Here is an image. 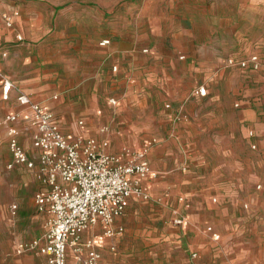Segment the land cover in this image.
Returning <instances> with one entry per match:
<instances>
[{
    "label": "crops",
    "instance_id": "0c3cea01",
    "mask_svg": "<svg viewBox=\"0 0 264 264\" xmlns=\"http://www.w3.org/2000/svg\"><path fill=\"white\" fill-rule=\"evenodd\" d=\"M254 53L264 61V0H0V70L15 83L5 98L0 78V146L10 151L15 125L29 157L39 159L32 110L18 101L19 89L52 110L70 140L105 138L111 152L149 146L156 175L142 185L151 198L130 197L132 218L124 212L115 220L122 233L105 235L101 222L83 233L96 235L102 264H122L120 240L134 225L146 250L165 245L166 264H264V65L227 62ZM207 68L216 75L198 94ZM207 105L225 111L217 134L201 122ZM181 106L186 116L177 118ZM9 113L18 120L4 121ZM10 154L8 170L36 181L35 200L49 188L38 162L9 167ZM10 208L16 219L19 203ZM175 208L186 215L181 224ZM39 212L47 215L43 233L49 214ZM25 253L13 262L47 264L45 255Z\"/></svg>",
    "mask_w": 264,
    "mask_h": 264
},
{
    "label": "built area",
    "instance_id": "2783aa9c",
    "mask_svg": "<svg viewBox=\"0 0 264 264\" xmlns=\"http://www.w3.org/2000/svg\"><path fill=\"white\" fill-rule=\"evenodd\" d=\"M6 19L11 24V17L6 15ZM106 42L109 39L102 41ZM227 62L228 65L253 69L264 65L256 53L237 60L230 57ZM0 78L3 80V96L7 98L15 83L1 70ZM195 92L206 94V85H199ZM17 99L32 110V124L36 126L33 145L40 150V154L38 161L30 158L19 141L20 128L11 125L8 128V144L13 160L8 166L25 163L35 167L38 162L42 181L49 188L46 192H37L35 202L38 210L46 211L49 217L45 231L29 240L19 241L16 252L41 253L46 256L47 264H102L103 253L96 244V235L83 239V233L98 222L105 225L104 234L107 236L122 233L124 225L115 224V220L125 212L130 197L138 195L151 198V194L142 185L143 178L156 175L147 158L149 146H123L120 151L111 152L106 149L109 141L105 138L100 140L90 136L70 140L62 131L54 112L42 102L33 100L21 89ZM110 101L117 103L114 97ZM182 109V106L179 107L177 118L186 116ZM18 118V113H9L4 121H17ZM107 129L104 126L101 130ZM257 187L261 188L262 184L258 183ZM173 211L176 224L186 220V215L177 208ZM206 229L211 231L213 237L218 236L211 225ZM192 255L196 256L197 252Z\"/></svg>",
    "mask_w": 264,
    "mask_h": 264
},
{
    "label": "rangeland",
    "instance_id": "374dc122",
    "mask_svg": "<svg viewBox=\"0 0 264 264\" xmlns=\"http://www.w3.org/2000/svg\"><path fill=\"white\" fill-rule=\"evenodd\" d=\"M216 70L212 72L208 68L202 69V78L198 84L210 83L212 77L216 75ZM234 108L236 109L237 106L234 105ZM203 113L201 122L203 126L206 125L210 129L211 135L217 134L216 129L225 127L223 120L226 114L224 110L214 111L207 105L203 109ZM236 117L234 116L233 119ZM10 159L11 154L5 143L4 147L0 146V264H15L13 259L19 254L14 250V243L18 239H29L40 235L47 217V215L40 213L35 205L36 181L28 171H24L22 175H15L12 172L13 169L8 170L7 162ZM14 202H18L20 208L16 219L10 217V205ZM131 212V208L127 207L123 216L131 217L133 214ZM138 214L140 215L139 221L146 222V213L139 212ZM130 224L132 225L129 227L133 226V223ZM135 227L138 228V225H134V229L124 232L121 237L119 252L122 264H166L164 256L167 254V248L165 245L151 243L146 250L145 235L133 236L135 235ZM143 228L144 225H141L140 230L142 231ZM25 254H33V252H26ZM23 264L26 263L23 262Z\"/></svg>",
    "mask_w": 264,
    "mask_h": 264
}]
</instances>
